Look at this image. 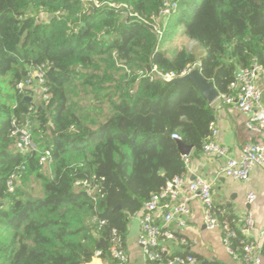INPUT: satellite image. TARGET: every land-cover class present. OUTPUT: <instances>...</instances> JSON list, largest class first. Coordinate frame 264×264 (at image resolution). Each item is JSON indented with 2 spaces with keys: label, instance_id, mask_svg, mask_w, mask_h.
I'll return each mask as SVG.
<instances>
[{
  "label": "trees",
  "instance_id": "16d2710c",
  "mask_svg": "<svg viewBox=\"0 0 264 264\" xmlns=\"http://www.w3.org/2000/svg\"><path fill=\"white\" fill-rule=\"evenodd\" d=\"M255 58L264 64V0H0V264H88L125 249L130 219L186 175L179 141L201 153L215 122L192 81L152 69L180 76L200 62L226 94ZM38 68L40 103L18 88ZM14 119L32 129L27 154Z\"/></svg>",
  "mask_w": 264,
  "mask_h": 264
},
{
  "label": "built area",
  "instance_id": "2783aa9c",
  "mask_svg": "<svg viewBox=\"0 0 264 264\" xmlns=\"http://www.w3.org/2000/svg\"><path fill=\"white\" fill-rule=\"evenodd\" d=\"M111 5L114 6V4ZM174 7L175 4L172 6L170 3L167 4L164 14H168ZM159 34L161 39L160 31ZM199 64L200 62L184 71L180 76L172 72L158 71L157 68H153L151 72L156 75L155 77L164 81H173L185 76L193 69H199ZM263 73L264 64L258 58L253 59L249 67L236 72L235 81L231 84L230 91L226 94H219L217 98L222 105L238 109L246 117L248 130L259 135L260 140L245 143L238 156L231 157L229 149L215 141L218 130L216 123L212 122L210 137L202 147L204 155L225 161L220 168V174L235 181H248L256 167L264 170V101L263 93L257 85V80ZM43 82L44 72L42 68H38L30 79L26 83L20 84L18 88L23 94L31 97L33 85L37 83L43 96L45 92V88L42 87ZM13 127L12 136L16 138V148L19 152L27 154L36 149L29 124L17 126L14 119ZM173 137L179 139L177 135H173ZM52 161L51 150L42 152L41 165H50ZM185 162L186 164L189 162V156H185ZM16 179V174H13L8 181V191L11 194L15 191ZM185 189L188 191L190 199H197L202 203L204 226L209 230L219 229L221 231L223 245L230 256L240 261L241 264H262L264 230L257 231L256 237L244 234V238L239 241V244L234 245V241L238 238V229L231 221L222 217L225 213L221 207L214 203L210 181L198 176L187 182L185 175L174 177L159 192L152 194L144 204L140 218L138 243L142 248L146 264H198L197 257L190 254V241L182 234V229L186 226V218L191 214L187 200H181ZM256 198V194L250 192L247 195L246 203L250 205ZM158 212L163 213L162 223L156 218ZM171 224H175L177 229H171ZM243 230L256 231L254 216L251 212L245 216ZM171 242L181 245L182 251L188 255H171L169 247ZM97 256H100V253ZM110 256L114 264H126L128 261L126 251L118 246L111 248Z\"/></svg>",
  "mask_w": 264,
  "mask_h": 264
},
{
  "label": "crops",
  "instance_id": "0c3cea01",
  "mask_svg": "<svg viewBox=\"0 0 264 264\" xmlns=\"http://www.w3.org/2000/svg\"><path fill=\"white\" fill-rule=\"evenodd\" d=\"M257 85L263 93L264 101V73L259 76ZM211 106L215 111V123L218 130L215 141L227 147L231 157L238 156L245 143L260 140L259 135L248 130L246 117L238 109L222 105L219 100L211 103ZM224 162L223 159L208 157L202 152L197 154L192 148L187 163L186 180L188 182L201 176L210 181L215 205L221 207L224 213L234 216V225L239 231L249 237H256L257 231L264 230V170L256 167L248 181H235L220 174V168ZM250 192H254L257 198L248 205L246 200ZM181 200H187L191 208V214L186 218V226L182 229V234L190 241V253L197 257L198 264L203 261L241 264L226 251L221 231L209 230L204 226L202 203L197 199H190L186 189ZM141 212L133 216L128 225L124 249L128 256L126 264H146L142 248L138 243ZM248 212L254 216L256 231L243 230L244 219ZM162 214L158 212L156 215L160 223L163 222ZM170 228L177 229L175 224H171ZM169 247L171 255L184 253L181 245L176 242H171ZM88 264H114V262L112 257L102 259L100 256H95ZM262 264H264V252Z\"/></svg>",
  "mask_w": 264,
  "mask_h": 264
},
{
  "label": "water",
  "instance_id": "95a60500",
  "mask_svg": "<svg viewBox=\"0 0 264 264\" xmlns=\"http://www.w3.org/2000/svg\"><path fill=\"white\" fill-rule=\"evenodd\" d=\"M188 81H192L197 86L199 92L210 102V104L217 100L219 96L218 90L215 88L212 82H208L202 77L199 69H193L185 76L177 78L171 82L186 83ZM28 99L32 100L31 97H28ZM179 146L184 156L190 155V152L193 148L192 146H187L181 141H179Z\"/></svg>",
  "mask_w": 264,
  "mask_h": 264
},
{
  "label": "rangeland",
  "instance_id": "374dc122",
  "mask_svg": "<svg viewBox=\"0 0 264 264\" xmlns=\"http://www.w3.org/2000/svg\"><path fill=\"white\" fill-rule=\"evenodd\" d=\"M183 42H184V38L183 36L179 34V36L170 43L171 52L175 51ZM32 89H33V97L35 101L37 103H40L42 99V93H43L41 88L39 87L37 83H35ZM49 166L50 165H45L44 167L45 169H43V173H45L46 175H50L51 173L50 168H48ZM31 187H34V190L37 192L40 189V184L38 183L37 180H33L31 183Z\"/></svg>",
  "mask_w": 264,
  "mask_h": 264
}]
</instances>
